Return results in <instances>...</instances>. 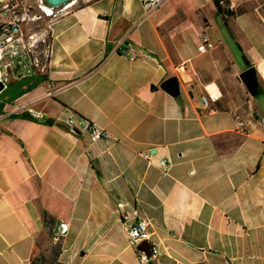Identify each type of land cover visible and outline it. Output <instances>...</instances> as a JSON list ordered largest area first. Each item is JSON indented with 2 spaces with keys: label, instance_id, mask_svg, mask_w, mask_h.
I'll return each mask as SVG.
<instances>
[{
  "label": "crops",
  "instance_id": "0c3cea01",
  "mask_svg": "<svg viewBox=\"0 0 264 264\" xmlns=\"http://www.w3.org/2000/svg\"><path fill=\"white\" fill-rule=\"evenodd\" d=\"M214 1L163 0L152 13L140 0L74 2L49 31L45 71L8 78L0 264H31L54 247L61 264H140L127 236L138 220L159 249L147 264H264V0L222 3L250 63L241 71L219 38L198 51L222 17ZM125 42L146 58L122 56ZM171 78L174 94L163 88ZM21 114L31 119L13 118ZM71 116L107 137L72 132Z\"/></svg>",
  "mask_w": 264,
  "mask_h": 264
},
{
  "label": "built area",
  "instance_id": "2783aa9c",
  "mask_svg": "<svg viewBox=\"0 0 264 264\" xmlns=\"http://www.w3.org/2000/svg\"><path fill=\"white\" fill-rule=\"evenodd\" d=\"M147 13L157 10L163 0H140ZM36 5H31L29 0H0V83L5 84L9 77L14 80L27 78L30 73L18 72L15 69L14 60L19 56L31 59V66L38 73H43L47 67L48 52L39 48L49 38L52 24L62 15L68 13L70 4L61 8H47L42 0H35ZM58 17V18H57ZM56 18V19H55ZM47 22V23H46ZM46 23V27L42 25ZM48 45V44H47ZM46 45V46H47ZM216 44L204 34L198 51L201 54L213 52ZM119 53L131 61L145 59L146 55L138 51L132 43L125 42L119 48ZM44 61H42V58ZM1 94V93H0ZM209 97L203 98L205 107L209 106ZM33 118L39 119L41 113L32 112ZM264 130V118L259 121ZM65 124L72 132L86 130L90 133L92 141L101 140L107 134L94 126L83 117L71 116L65 120ZM237 129L245 132V123L240 118L236 119ZM148 159L150 154H145ZM160 166L165 174L170 171L171 163L167 160L160 161ZM59 236H65L69 232V225L61 223L58 226ZM129 243L137 249L140 264H147L159 255L156 244L150 242V234L145 220L136 221L127 233ZM145 241L150 242V253L138 249Z\"/></svg>",
  "mask_w": 264,
  "mask_h": 264
},
{
  "label": "rangeland",
  "instance_id": "374dc122",
  "mask_svg": "<svg viewBox=\"0 0 264 264\" xmlns=\"http://www.w3.org/2000/svg\"><path fill=\"white\" fill-rule=\"evenodd\" d=\"M29 1H30V4L32 6L36 5L35 0H29ZM85 1H87V0H75L74 1L75 4L73 5V7L74 8L81 7L85 4ZM71 9H73V8H69V10H71ZM222 17L224 18L223 15H222ZM222 17H219L215 21L213 20L214 26L217 25L216 29L212 30L210 32H207V34L210 35L211 37L210 36L209 37L212 38L211 40L215 41L216 43H218L216 39L219 38L223 42L225 47H232L233 48L232 56H233V61L235 63V67L241 71L242 68L245 66L244 56H243V54L239 48L241 46V43L238 40H236L234 35H232L229 30H226V27L224 26L225 20ZM46 23H44L42 26L46 27V25H45ZM193 23L195 24V26L197 28H199L200 24H201V20H199L197 17H194ZM186 39H188L187 40V47H196V44L194 43L192 37H187ZM241 42H243V41H241ZM48 43H49V38L46 40V43L41 45V47L39 49L42 50L44 48H47L46 45ZM14 65H15V69L18 72H23L25 74L26 73H32V74L35 73L34 68L31 66V59L26 57V56H23V55L19 56L17 59L14 60ZM0 93H1L0 98H2L3 95H5L7 93L6 92V84L0 83ZM55 259L56 258L53 255V250H51V252L46 254L44 256V259H40L41 261H39V263H37V264H57L55 262Z\"/></svg>",
  "mask_w": 264,
  "mask_h": 264
},
{
  "label": "water",
  "instance_id": "95a60500",
  "mask_svg": "<svg viewBox=\"0 0 264 264\" xmlns=\"http://www.w3.org/2000/svg\"><path fill=\"white\" fill-rule=\"evenodd\" d=\"M42 1L44 6H46L47 8L56 9L69 5L75 0H42ZM254 76H255L254 70H248L241 75V80L246 85L251 86L253 84ZM163 88L172 94L176 93L178 91L177 79L176 78L169 79L164 83ZM138 249L150 253V242L149 241L143 242Z\"/></svg>",
  "mask_w": 264,
  "mask_h": 264
},
{
  "label": "trees",
  "instance_id": "16d2710c",
  "mask_svg": "<svg viewBox=\"0 0 264 264\" xmlns=\"http://www.w3.org/2000/svg\"><path fill=\"white\" fill-rule=\"evenodd\" d=\"M225 3V0H215L214 1V4H215V7L217 8V12L220 14V15H223L224 16V19H225V25L227 26V19L226 17L227 16H230V15H233L234 13H232L231 11H229L226 7L223 6V4ZM42 58V61H44L43 57ZM244 60H245V63L247 64V66H250V63L247 61L246 57L244 56ZM2 110H3V106H0V115L2 114ZM13 118H30L27 114H21V115H13ZM33 118V117H32ZM31 119V118H30ZM35 119V118H34ZM59 253H60V249L59 247H54L53 248V255L55 256V262L57 264H61L58 262V256H59ZM44 256L45 255H42L40 256L39 258L37 259H34L31 264H37L39 263V261H41L40 259H44Z\"/></svg>",
  "mask_w": 264,
  "mask_h": 264
},
{
  "label": "bare ground",
  "instance_id": "6f19581e",
  "mask_svg": "<svg viewBox=\"0 0 264 264\" xmlns=\"http://www.w3.org/2000/svg\"><path fill=\"white\" fill-rule=\"evenodd\" d=\"M72 3H74V2H72ZM72 3L70 4V7H71V5H73Z\"/></svg>",
  "mask_w": 264,
  "mask_h": 264
}]
</instances>
